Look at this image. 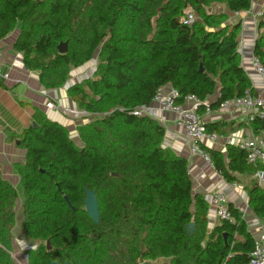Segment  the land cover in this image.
Returning a JSON list of instances; mask_svg holds the SVG:
<instances>
[{
  "label": "trees",
  "instance_id": "16d2710c",
  "mask_svg": "<svg viewBox=\"0 0 264 264\" xmlns=\"http://www.w3.org/2000/svg\"><path fill=\"white\" fill-rule=\"evenodd\" d=\"M251 3L0 0V40L18 31L13 51L22 55L26 70L38 73L43 89L63 88L71 71L98 52L92 75L67 89L89 117L77 128L80 146L65 127L35 109L37 128L16 137L25 153L24 162L13 166L22 199L0 170V264H16L11 253L18 199L25 237L50 247L31 251L36 264H248L253 239L241 213L228 205L232 222L220 221L208 231V203L192 194L187 160L162 147L165 130L156 120L133 113L165 86L176 89L180 101L191 95L206 103L216 94L210 109L253 94L237 53L239 25L224 24L229 13L249 11ZM215 5L224 11L207 13ZM187 9L197 16L190 24ZM261 11L253 57L264 67ZM62 42L63 55L57 51ZM249 127L264 136V118ZM204 152L229 184L235 175L264 172V164H247L237 147H228L225 156ZM85 188L95 191L97 224L84 211ZM246 191L249 209L264 223V188L253 180ZM191 223L192 235L185 229Z\"/></svg>",
  "mask_w": 264,
  "mask_h": 264
},
{
  "label": "crops",
  "instance_id": "0c3cea01",
  "mask_svg": "<svg viewBox=\"0 0 264 264\" xmlns=\"http://www.w3.org/2000/svg\"><path fill=\"white\" fill-rule=\"evenodd\" d=\"M264 7V0H252L249 11L236 14H228V23L237 22L239 30L237 35V53L240 66L248 76L253 95L264 90L262 79L252 67L253 46L257 37L256 21L253 15ZM18 35L14 31L0 40V170L3 179H6L15 187L19 185V179L13 169L15 164L24 162V151L18 148L16 137L31 127L34 110L38 109L47 119L57 122L68 129L76 127L79 114L78 107L71 102L67 89L45 90L38 81V73L26 70L22 63V55L13 51V43ZM80 71L72 70L70 74ZM216 94L206 101L208 105L216 98ZM53 101L60 106V111H50L45 105ZM75 110V111H74ZM78 110V111H77ZM73 111V112H71ZM78 112V113H75ZM206 133L216 134L217 140L209 141L203 138L200 146L205 150H214L226 155L228 147H237V144L252 134L245 114L239 109L218 110L211 109L207 114L205 108L199 112ZM147 116L156 120L165 130L162 147L168 148L176 155L187 160L188 173L192 184V194L201 195L208 203L209 196L216 192H223L228 198V205L237 209L245 221L247 231L253 237L263 221L249 209L246 188L250 181L256 180L255 176L246 178L235 175L237 180L231 184L225 182L214 170L211 162L201 157L191 156L188 152V139L184 131L175 125L176 116L172 113L159 110L151 106ZM264 176V175H262ZM257 185L261 177L258 175ZM259 178V179H258ZM264 188V187H263ZM193 208V207H192ZM219 224L213 209L208 204L207 229L211 231Z\"/></svg>",
  "mask_w": 264,
  "mask_h": 264
},
{
  "label": "built area",
  "instance_id": "2783aa9c",
  "mask_svg": "<svg viewBox=\"0 0 264 264\" xmlns=\"http://www.w3.org/2000/svg\"><path fill=\"white\" fill-rule=\"evenodd\" d=\"M262 12L258 10L253 19L256 21ZM192 17L187 18V23L190 24ZM252 67L255 72L264 79V67H262L258 60L253 57ZM0 71V78H1ZM179 92L170 87L165 86L159 88L151 104L147 107H140L133 113L134 116L147 115L151 106H156L159 110L172 113L176 116L175 125L182 129L188 139V152L191 156L201 157L208 163L210 162L208 155L203 151L200 142L203 138L209 141L217 140L216 134L206 133L202 118L198 112L200 105L204 106L205 112L208 114L210 108L207 103L199 102L194 96H185L182 101ZM46 109L50 111H60V106L53 101H48L45 105ZM218 110L239 109L245 114L248 122H252L255 118H264V90L256 94H245L243 97L234 98L223 101L219 104ZM80 117L88 116L85 112H80ZM237 148L244 153L247 164L252 166L264 164V136L250 134L248 137L242 139ZM263 173V172H261ZM258 175V174H257ZM256 175V176H257ZM209 206L213 209L218 221L232 222L233 218L228 209V198L223 192H216L209 196ZM253 239V249L249 255L248 264H264V224L260 225L256 230Z\"/></svg>",
  "mask_w": 264,
  "mask_h": 264
},
{
  "label": "rangeland",
  "instance_id": "374dc122",
  "mask_svg": "<svg viewBox=\"0 0 264 264\" xmlns=\"http://www.w3.org/2000/svg\"><path fill=\"white\" fill-rule=\"evenodd\" d=\"M207 13H218V12H222L224 11V7L220 6V5H215L212 6V8L207 9L206 10ZM262 12V11H261ZM185 14L187 17H197L196 15H194V13L191 12L190 9H187L185 11ZM230 14V13H229ZM229 19V16H228ZM233 23H228V20L224 23L230 26V28L232 29L234 26L239 25L240 23L234 22ZM97 54L98 52H96V54L94 55L93 59L88 62L87 64H85L84 66H82L81 68L78 69H74L75 71H81L80 74L77 76L76 72H74L73 74H69L67 82L65 84V86L61 89H65V87H70L72 85H78L81 82H83V80L87 79L88 77H90L92 75V72L97 64ZM72 72V71H71ZM75 111V110H74ZM78 111V110H77ZM73 112V111H71ZM78 113V112H75ZM80 113V112H79ZM77 121H80L79 124H77V126L73 129H66L67 130V135L69 136L70 140L76 145V146H80V142H79V138H78V132H77V128L80 125H83L86 123V120L82 117H80V115L77 116ZM264 173V172H263ZM256 181H257V177L255 176ZM259 179V178H258ZM6 180V179H5ZM7 181V180H6ZM260 184L261 186L264 187V176L261 177L260 180ZM250 185V184H249ZM20 186H18L17 188H19ZM262 187V188H263ZM19 192H20V199H22V194L19 188ZM18 199L17 203L15 205V213H16V223L14 224L13 227V239H12V253H11V257L14 260V262L16 264H36L34 263L31 258H30V254L31 251L35 250L39 245L45 246L46 243L43 241H31L29 239H27L22 231L21 225H22V216H21V200Z\"/></svg>",
  "mask_w": 264,
  "mask_h": 264
},
{
  "label": "water",
  "instance_id": "95a60500",
  "mask_svg": "<svg viewBox=\"0 0 264 264\" xmlns=\"http://www.w3.org/2000/svg\"><path fill=\"white\" fill-rule=\"evenodd\" d=\"M57 51L59 54L62 55L65 54L67 52V43L66 42L59 43V45L57 46ZM199 72H203L202 67L199 68ZM31 126L34 129L37 128V125L34 122L31 123ZM17 144L18 143L16 142V145ZM262 175H264V173L261 172L258 173L259 177H262ZM113 176H116V174H113ZM64 201L66 202L68 207H71L66 197H64ZM83 204H84V211L86 212L88 217L91 219V221L94 224H97L99 222V211H98V201L95 196V191L89 190L88 188L84 189ZM72 210L74 211V208H72ZM185 229L188 234L192 235L193 232L195 231L194 224L191 223L187 225ZM224 240H225V236H224ZM46 248L47 250L50 248L48 242L46 243Z\"/></svg>",
  "mask_w": 264,
  "mask_h": 264
},
{
  "label": "flooded vegetation",
  "instance_id": "af4514ba",
  "mask_svg": "<svg viewBox=\"0 0 264 264\" xmlns=\"http://www.w3.org/2000/svg\"><path fill=\"white\" fill-rule=\"evenodd\" d=\"M85 117V116H84ZM83 118V117H82ZM89 117L88 116H86L84 119H88ZM17 143H18V141H17Z\"/></svg>",
  "mask_w": 264,
  "mask_h": 264
}]
</instances>
